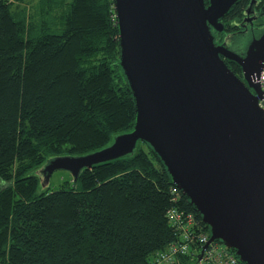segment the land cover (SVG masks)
Instances as JSON below:
<instances>
[{
  "label": "trees",
  "instance_id": "obj_1",
  "mask_svg": "<svg viewBox=\"0 0 264 264\" xmlns=\"http://www.w3.org/2000/svg\"><path fill=\"white\" fill-rule=\"evenodd\" d=\"M119 53L113 0H0V264H155L154 253L177 239L173 206L209 233L179 190L173 201L175 186L145 142L42 186L36 171L50 159L131 131Z\"/></svg>",
  "mask_w": 264,
  "mask_h": 264
},
{
  "label": "water",
  "instance_id": "obj_2",
  "mask_svg": "<svg viewBox=\"0 0 264 264\" xmlns=\"http://www.w3.org/2000/svg\"><path fill=\"white\" fill-rule=\"evenodd\" d=\"M237 1L113 0L133 127L100 150L50 159L36 171L42 186L55 171L76 180L145 142L209 227L208 243L220 241L243 264H264V28L229 35L219 46L213 35Z\"/></svg>",
  "mask_w": 264,
  "mask_h": 264
},
{
  "label": "built area",
  "instance_id": "obj_3",
  "mask_svg": "<svg viewBox=\"0 0 264 264\" xmlns=\"http://www.w3.org/2000/svg\"><path fill=\"white\" fill-rule=\"evenodd\" d=\"M259 85L262 99L259 106L264 110V66L260 73ZM172 199L176 201L178 189L171 188ZM167 217L177 233L176 241L154 253L155 264H175L183 256H189L194 264H242L231 249L219 241L209 242V233L202 231L192 213H186L177 206L169 208ZM206 246L205 249L203 247ZM202 252L201 258L198 255Z\"/></svg>",
  "mask_w": 264,
  "mask_h": 264
},
{
  "label": "flooded vegetation",
  "instance_id": "obj_4",
  "mask_svg": "<svg viewBox=\"0 0 264 264\" xmlns=\"http://www.w3.org/2000/svg\"><path fill=\"white\" fill-rule=\"evenodd\" d=\"M205 1L208 3V0ZM237 6L240 12L236 14L233 10ZM220 22L223 25V31L220 33L213 31L215 44L217 46L222 45L227 36L237 32L260 31L264 28V0H238L224 17L221 18ZM224 60L225 62L228 61L227 59ZM236 75L245 82L241 69Z\"/></svg>",
  "mask_w": 264,
  "mask_h": 264
},
{
  "label": "rangeland",
  "instance_id": "obj_5",
  "mask_svg": "<svg viewBox=\"0 0 264 264\" xmlns=\"http://www.w3.org/2000/svg\"><path fill=\"white\" fill-rule=\"evenodd\" d=\"M66 173H67L66 171H55L51 175L50 185L52 186V189L53 188H57L58 185L64 180V178H66ZM0 186H6V183H1L0 182ZM202 231H203V229H202Z\"/></svg>",
  "mask_w": 264,
  "mask_h": 264
}]
</instances>
